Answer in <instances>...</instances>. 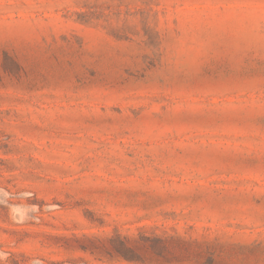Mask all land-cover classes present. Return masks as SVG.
<instances>
[{
  "label": "rangeland",
  "instance_id": "obj_1",
  "mask_svg": "<svg viewBox=\"0 0 264 264\" xmlns=\"http://www.w3.org/2000/svg\"><path fill=\"white\" fill-rule=\"evenodd\" d=\"M0 264H264V0H0Z\"/></svg>",
  "mask_w": 264,
  "mask_h": 264
}]
</instances>
